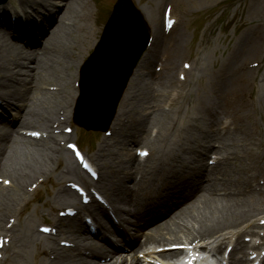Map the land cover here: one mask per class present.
I'll use <instances>...</instances> for the list:
<instances>
[{"label": "bare ground", "instance_id": "bare-ground-1", "mask_svg": "<svg viewBox=\"0 0 264 264\" xmlns=\"http://www.w3.org/2000/svg\"><path fill=\"white\" fill-rule=\"evenodd\" d=\"M79 1L81 0H19L15 8L18 11L16 13L25 18L23 25H14L15 29L12 30L11 25L0 24V109L6 110L12 105L11 99L17 98L20 104L17 107L19 113L17 123L24 131L23 136L28 137L30 144L35 148L40 147L35 149L34 156H28L24 151L16 153L17 149L13 146L14 143L11 142V135L16 129H7L4 134H1L3 124L0 116V238L2 239L3 250L14 252L17 256L20 254L23 261L22 254H24V251L21 247L25 246L28 241H32L33 235L30 233L32 225L26 224L30 220L28 218L24 220L25 218L22 215H24V210H26L32 196L39 192L43 182H53L51 183L52 186L56 187L55 193L51 194L53 197L52 204L48 201L43 202V205L47 206L51 213H55L64 206L69 207V209L82 207V205L73 201L75 200V196L72 197L75 195L73 189L64 185L69 181L68 179L52 181L54 176L61 177L62 172L73 175L78 179L84 177L82 174H87L81 167L82 163L78 165L77 160L71 158L69 152H65L63 148L64 143L70 139V136L60 133L62 124L67 121L65 112L73 103V98L67 88L69 83H65L64 80L71 79L73 75L71 73L72 66L77 65V61L75 62L68 53L70 48L66 44L67 39L65 41V38L60 34L62 30L66 29L65 26L69 24L66 20L68 19L67 14L70 7ZM47 2L51 8L48 16L44 13L41 14L42 8H48ZM7 5H9L8 1L1 6L5 9ZM168 10H171L170 6ZM170 13L171 16L167 19L168 23L173 22V10ZM143 15L146 16L145 13ZM93 16V13L89 14L94 30L96 24ZM36 18L38 21L35 20ZM164 19L162 15L160 22H156L157 28L153 31L146 55L140 62L137 61L129 75L130 77L127 78L130 83L128 85L127 82V90L124 91L123 100L121 101L122 107L117 111L111 127L112 136L118 140L121 139L122 145H140L142 143L143 146L141 145V148L138 149L141 151L147 149L150 152L149 155L144 160L140 156L136 157L134 155L135 157L120 162L112 175L123 174V178L129 182L123 185L108 181L102 173L104 166L110 162V160L104 159V153L110 151V147L113 146L107 142L108 140H103L98 145L93 157H91L93 165L83 155L82 162L85 161L93 169H96L94 171H97L98 183H101V180L107 181L104 186L99 184L96 188L98 191L111 196V210L95 203L85 206L93 220L99 218L95 235H88V226L82 223H79L82 232L79 235L75 234L71 224L78 220V212L73 218L66 215L55 216L51 220L52 224H46L53 230L52 234L45 235L36 232L38 239L35 241L36 254L33 264H117L118 257L126 258L129 255L126 254L128 252L123 253L120 250L127 249L136 240L128 233L135 222L138 223L140 228L139 236L143 235L146 242H149L156 234L160 235L163 229H171L176 225L177 219H174V216L172 217L175 212L179 213L178 220L182 221L183 218L189 220L179 227L177 233L179 232L180 236H177V233H172L169 237L170 241L167 245L178 248L166 249V247L165 250L157 254L159 257L177 258L180 256L186 264L189 261H195L201 254L213 257L221 251L224 245H227L228 247L232 246L228 254L230 264H240V260L244 264L248 260L247 253L243 251L242 256L239 257L238 254L242 253L241 250L246 247L258 248L254 243L252 245L245 243L242 237L255 232V229L264 228L260 224L261 221H264V193L261 189L264 187V183L256 180V176L249 175V172H247L249 177L241 180L240 183L233 184L230 182L228 175L225 174L227 173L225 171L228 162L223 158L228 153L223 151L227 146L221 143L224 146L214 148L213 141H219L220 130L217 131L216 135L212 130L214 127L219 128L223 125L222 128L227 132V130H231L229 127L232 125V130L238 132L239 136H236L237 138L233 139L229 145L234 148L232 153L234 159L238 158L236 148L242 147L251 141L253 136L251 130L241 126L240 123L247 109V96L244 85L249 84V81L246 70L250 69L248 66L256 65L255 61L249 62L248 59H245L241 64L235 59L233 61L235 63L230 64L228 71L218 79L214 78L218 89L212 96L211 101L214 103L215 109L207 110V127L210 133L203 139L197 140V146L200 150H193L191 154L184 151H181V154H174L173 152L165 154L161 152L162 150L159 152L157 146L156 149L153 148L154 143L151 142L150 135L145 137L146 124L149 121L155 124L154 127L159 129L155 136L159 138L160 128L164 125V122L163 116L161 117L156 113L152 114L151 111L145 116H142V112L139 113L142 118L137 125L134 122V125L132 124L133 126L129 129L124 125V120L129 113L126 110V103H128L127 101L133 92L132 78L133 81L136 80L134 83L135 89H137L140 80L150 83L155 78L160 81L158 82L161 88L166 87L168 81L165 80L166 78L163 79L166 75L165 72L168 70L169 65H173L170 63H173L174 58L178 56V46L173 47L170 42H167L165 47L162 45L164 31L168 28L164 24ZM9 37H13L14 42H11L12 40L10 41ZM87 38H89V35L83 37V43H89ZM20 42L32 45L34 50L30 51L24 47L22 48L17 44ZM39 42L40 44L37 46ZM255 49V46L244 44V51L253 52ZM161 50L165 53L163 61L161 60V69L154 71L155 67L152 68V60L156 58L157 51L160 52ZM51 55L54 56L49 61ZM18 61L19 64L24 66H27L29 61L31 65L28 64L26 71L23 72L28 74V78L19 79L24 81H22L21 86L17 87L14 82L18 81L20 75L16 67ZM37 64L40 65V70L44 72L41 71V73L54 79L52 80L55 82L54 84H50L45 76H35V72L39 69L36 66ZM250 72L252 73V71ZM250 72L248 73L251 74ZM182 82H185V80L180 82V86ZM171 83L169 82V84ZM48 84L54 85V92L46 90ZM174 84L176 85L175 82ZM148 89V87L145 88L142 98L146 108L151 107L154 103V97L151 96ZM57 95H61L62 99H59ZM249 97H252L251 93ZM93 111L98 113L101 111L102 118L105 115L103 109L94 107ZM221 114L232 116L231 124L220 122ZM39 126L41 130H38ZM59 136L60 139L57 138ZM158 138L156 139L158 140ZM201 142L202 145H200ZM71 144L76 146L75 141ZM212 151L217 155L216 170L219 175H222L219 184L223 187V190H226L225 196L216 197L218 188L215 182L218 178H215L216 175L213 171L209 173L203 169L195 170V168H191L187 180L179 182L170 180V174H173V177L180 178L182 175L180 172H185V159L187 157L195 156L204 159V156L209 155ZM153 152H157V154L154 155ZM63 154L68 156L67 159L63 157ZM250 155V153L247 154L248 160ZM48 162H53L54 167L45 166L44 163L49 164ZM257 164L261 166V161ZM262 166L264 165L262 164ZM244 169L243 166L235 168L238 172ZM58 170H61V173L58 174ZM84 179L82 180L84 181ZM152 181L157 182L158 188L156 191L150 186ZM108 182L110 183L108 184ZM254 182L257 183L254 184ZM253 188H256L254 190L261 195L259 201L253 204L240 198L243 191L247 189L250 194ZM239 189L240 191H238ZM25 196L28 199L26 204L24 203L21 208H18V203L23 201L22 199ZM68 198H73L72 202ZM210 198H213V201L217 200L214 206L207 204L206 201ZM160 218L162 219L159 220ZM166 219H169L166 226H156L157 223L164 222ZM156 220L159 222L154 223ZM43 221L47 220L43 219ZM152 227H155V229H152ZM41 234L44 237L43 239L40 238L39 241ZM113 234L120 235L123 242L126 243L115 245L111 237ZM76 237H80L82 241H76ZM261 238L264 239V236ZM60 240L70 241L71 244L61 246L58 244ZM141 263L142 261L136 260L131 264Z\"/></svg>", "mask_w": 264, "mask_h": 264}, {"label": "rangeland", "instance_id": "rangeland-1", "mask_svg": "<svg viewBox=\"0 0 264 264\" xmlns=\"http://www.w3.org/2000/svg\"><path fill=\"white\" fill-rule=\"evenodd\" d=\"M18 1L19 0H8L9 5H7L5 9L0 6L1 24H9L11 26H20L19 24L23 25L25 18L16 13L18 11L15 7H17ZM130 1L134 8L138 10L142 18L145 19L146 24L150 28V36L153 35L154 29L157 28L156 22H160L162 15L163 17H167L168 15L171 16L170 11L173 10V24L168 25L169 27L164 31L165 35L163 37L162 45L165 47L167 46V42H170L173 47L175 45L176 47L178 46V56L174 58L173 63H170L173 65H169L168 70L165 72L166 75L163 79L166 78L165 80L168 81L166 87L161 88L159 84L160 81L155 78L150 81V83L140 80L137 89H135L134 83L136 80L133 81L132 78L133 92L127 101L128 103H126V110L129 113L124 120V125L128 129L134 125V122L137 125L142 118L139 116V113L142 112V116H145L151 111L152 114L156 113L161 117L163 116L164 122V125L160 128L161 134L159 135V138L155 136L156 132H158L157 130H159L154 127L155 124L150 121L146 124L147 128L145 137L150 135L151 142L153 141L154 143L152 146L153 148L156 149L157 146L159 152L162 150L161 152H164L165 154H168L169 152L181 154V151L191 154L193 150H200L197 146V140H200L201 138L203 139L210 133L209 128L207 127V110L210 111L215 109V105L211 101L212 96H214L215 91L218 89L215 85L214 78L218 79L223 73L228 71L231 66L230 64L233 65V63H235L233 62L235 59L241 64L245 59H248L249 62L255 61L254 63H256V65L248 66L250 69L246 70L249 81V84L244 85L247 96V109L240 123L241 126L245 128L247 127L251 130L253 135L251 141L242 147L236 148L235 151L238 153V158L234 159L232 154L234 148H231L229 145L233 139L235 140L237 138L236 136H239L238 132L232 130V125L229 127L231 130L225 132L222 130V125L219 126V128L214 127L212 129L215 135L217 131L220 130L219 141L217 140V142H215L216 140H214L213 144L214 146L219 145L220 147L224 146V144L227 146L223 151H227L228 153L226 156L224 155L223 158L228 162L227 170L225 171L227 173L225 174L228 175L231 183H240L241 180L246 179L249 175L256 176V180H260L264 183V166H262V164L264 165V0H179V2H177V0ZM115 2L116 0H81L73 4L68 11V19L66 21L69 24L65 26V30L67 31L62 30L60 35L65 38V41L67 39L66 44H68L70 48L68 53L75 62L77 61V65L71 60L74 64L71 69L73 75L71 76V79L64 80L65 83H69V87L67 86V88L73 98V103L65 112L67 121L62 124L60 133L70 136V139L64 143L63 148L65 149V152H69L71 158L75 159L68 148L70 142L75 141L82 154L89 159L92 165L91 157H93L98 145H100L103 140H108L107 142L113 146L110 147V151L104 153V159L110 160L112 165L109 164L110 162L108 165L106 164L102 169V173H104V176L108 181L123 185L124 183H129L123 178V174L119 173L118 176H113L112 173L122 160L135 157L134 154L142 145V143L140 145H122L121 139L118 140L111 134L113 119L116 117L117 111L122 107L121 101L123 100L124 91L127 90V86H125L119 101L116 104L110 123H108L104 130H85L74 122V108L78 96L79 69L81 65L84 64V60L92 51L95 43L98 41L102 28L109 17L112 6ZM48 4L49 3L47 2L46 5L48 8L41 9V14L44 13L48 16V12L51 9ZM169 6L171 10H168ZM143 12L146 16L143 15ZM90 13H93L94 15V23L96 24L94 30L92 28L93 24L90 22L89 18ZM35 20H37V18ZM68 32L69 35L67 36ZM88 35L89 38H87V41L89 43H83V37H88ZM244 44L253 47L255 46L256 49L253 52L244 51ZM148 48H146V51L144 52L145 54H142L141 59L138 60L139 62L146 55ZM155 55L156 58L152 60V68L154 69L155 67L154 71H158L161 69V60L163 61L165 53L161 50L160 52L157 51ZM53 56L51 55L49 61H51ZM250 71H252V73ZM43 73L39 74V77L45 76ZM181 73L183 74L182 77H180ZM45 77L50 84L55 83L52 81L54 80L53 78H49L48 76ZM184 80L185 82H182L180 86V82ZM19 82L20 80H16L14 85L17 87L20 86L21 83ZM169 82L172 83L169 84ZM129 83L130 82H128V85ZM50 84L46 86V90L54 92V85ZM147 87L149 88L148 90L151 96L154 97V103L151 106L152 108H146V104L142 99L143 92ZM250 93L252 94V97H249ZM57 96L59 99H62L61 95ZM11 103L12 105L8 110H11L13 106L20 105L17 98H12ZM15 117L17 118V115H15ZM220 118V122L223 124H231L232 122V116L230 115L221 114ZM39 122L41 123V121ZM40 126L42 125L40 124ZM40 126L38 127V130H41ZM14 127L17 129L11 135V142L14 143L13 146L17 149L16 153L24 151L26 155L34 156L35 149H39L40 147L35 148L30 144L29 138L23 136L24 131L21 130L19 123ZM155 137L158 138V140ZM57 138L60 139L61 137L59 136ZM162 139L163 141L161 142ZM221 143L224 144L222 145ZM200 145H202V142ZM45 153L47 152L45 151ZM153 153L154 155L157 154V152ZM213 153L214 152H211V155ZM249 153L251 155L248 160L247 154ZM221 156H223V154H221ZM63 157L67 159L68 156L63 154ZM206 160L207 159L201 161V158L195 156H190L185 159L187 164L195 167L202 166L201 162L205 163ZM259 161H261V166L257 164ZM48 163L49 164L44 163L45 166L54 167L53 162ZM77 164L79 165V163ZM241 166L245 168L243 171L238 172L235 170L236 167ZM247 172H249V175H247ZM59 173H61V170H58V174ZM215 174L219 179H222V175H219L217 171H215ZM61 175V177H63L62 179L60 176H54L52 177V181L68 179L69 181L64 185L71 188L72 185L75 184L80 185L89 183V185H91L93 183L88 174H82L84 177L81 179L70 174H65L64 172H62ZM82 179H84V181ZM156 181L150 183V186L153 187L154 191L158 188ZM100 182L101 183H98L97 181V185L100 184L104 186L107 183L106 180H101ZM110 182H108V184ZM51 183L53 182H43V185L40 186L39 192L32 196L26 210H24V215H22V217L25 218L24 220H26V218L30 220L26 224H31L32 227L34 226L33 229L31 227L30 231L31 235H33V239H31L32 241H28L25 246H20L25 254H22L24 261L21 259L20 254L17 256L16 253L7 251L3 252V258L5 257L3 261L4 264H33L35 259L34 256L36 254L35 241L38 239L36 237V232L39 234L37 231L38 227L40 229L42 224H52L51 220L55 216H60L65 210H67V208H69L64 206L55 211V213H51L50 209L43 205L44 201H48L52 204L53 197L51 194L55 193L56 187H53ZM218 183L219 182L217 181V184ZM255 183L257 182H254V184ZM218 188V193H220V186H218ZM254 189L256 188H253L254 193L252 191L250 194H243L240 198L253 204L256 203L259 201V198H261V195ZM261 189L264 193V187ZM74 196L75 200L73 201H76L78 204L79 199H77L76 195H73L72 197L74 198ZM105 196L107 200L110 201L111 196ZM68 199L72 202L71 198ZM22 200L23 201L18 203V208H21L24 203L26 204V201L28 200L27 196ZM206 202L209 206H214L217 203V200L213 201V198H210ZM43 219H46L47 221H43V223ZM259 234L264 235L263 227L255 229V232L248 234V236L254 241L261 243L262 241H260V237H258ZM177 236H180V234H177ZM244 236L246 237V235ZM43 237L44 236L41 234L39 236V241L40 238L43 239ZM111 237L113 240L118 238L119 241L121 238L118 234H113ZM77 238L78 237H76V241H82L80 237ZM1 240L2 239L0 238V241ZM60 243H64V241H61ZM137 250L136 247L135 251ZM224 250L225 248L221 251L222 253L219 252V256L223 255ZM244 251H246V248ZM139 259L141 258L138 253L134 254L131 252L126 259L119 258L117 264H131Z\"/></svg>", "mask_w": 264, "mask_h": 264}, {"label": "water", "instance_id": "water-1", "mask_svg": "<svg viewBox=\"0 0 264 264\" xmlns=\"http://www.w3.org/2000/svg\"><path fill=\"white\" fill-rule=\"evenodd\" d=\"M7 0H0L5 4ZM93 51L80 68L75 123L104 130L138 58L148 42V30L130 0H116ZM103 109L105 115L93 111Z\"/></svg>", "mask_w": 264, "mask_h": 264}, {"label": "snow or ice", "instance_id": "snow-or-ice-1", "mask_svg": "<svg viewBox=\"0 0 264 264\" xmlns=\"http://www.w3.org/2000/svg\"><path fill=\"white\" fill-rule=\"evenodd\" d=\"M5 183H7V181H5ZM189 264H191V262L189 261Z\"/></svg>", "mask_w": 264, "mask_h": 264}]
</instances>
